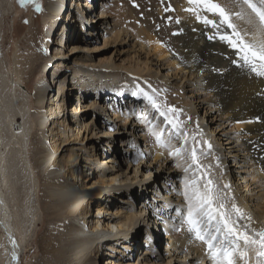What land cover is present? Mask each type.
<instances>
[{
    "label": "bare ground",
    "instance_id": "1",
    "mask_svg": "<svg viewBox=\"0 0 264 264\" xmlns=\"http://www.w3.org/2000/svg\"><path fill=\"white\" fill-rule=\"evenodd\" d=\"M11 1L6 2V6L9 5V8ZM172 1L175 11L170 21L158 22L157 19L153 18L152 22L146 21L144 26L147 31L145 33L147 43L140 42L136 45L137 49H135L137 59H144L143 64L137 63V65L128 67L127 71L139 75L142 71L148 69L149 65L155 64L154 74L157 75L159 70L164 68V63L158 62L161 57H165L167 64L171 65L176 71V77L180 81L177 86L184 91H189V96L196 98L195 102L191 101L188 112L196 114V111L201 108L204 109V116L207 113L210 114L209 112H216V116L207 117L206 126L201 122V134L204 141H208L211 145V148L207 151V154L205 153L206 155H200V163L206 168L209 165L211 166L208 168L209 174L216 187L220 189V195L224 198L229 210L231 209L232 200L228 197L231 196L243 210L246 217L251 218L250 221L247 218L242 219L239 224L241 226L248 225L250 231L264 230V191L260 192L261 189L254 190L248 183H235L238 186L235 190L234 184L232 186L228 178L225 177L227 168H225L224 163L225 156L222 157L223 153L232 157L231 162L228 164L239 168L236 173L243 171L240 167L244 164L252 163L257 171L264 175V76L257 75L251 70L250 66H245L243 60L237 54V50L219 39L220 35L230 34L232 30L227 28L226 25H219L218 16L198 10L202 17L207 16L209 19L216 21V24L208 25L203 22V19L198 20L194 13L186 11L187 8L191 7L187 0ZM253 2L258 7L260 6L259 0H253ZM218 3L230 13H240L242 15L243 18L232 15L231 21L245 41L256 45L264 44V32L260 31L254 14L243 4L242 0H237V2L236 0H218ZM238 3L241 4V7L238 6ZM67 4L66 0H48L45 7L49 21L47 27L43 30L45 38L52 39L55 37L57 34L55 23L60 21V17L64 19L59 38L53 39L57 47L52 55L58 59L65 56L61 49L68 46V38L71 36L70 30H72L74 18L76 19L75 13H90L95 5L89 0H71L69 8ZM155 4V12L166 18L165 8L163 10L162 4L159 2ZM0 7H3L1 0ZM108 16V13L100 11L97 14L88 15L86 21H88V24L95 23L92 26L95 29L94 27L98 24L97 21ZM166 23L168 26H165ZM158 25L161 26L159 30L156 29ZM218 25L219 27H217ZM170 30L175 34L172 35ZM94 33H97V31L88 32L90 35ZM166 33L168 39L164 38ZM209 37L213 38L210 39ZM78 41H81V39H78ZM107 44L106 38L103 45L99 44L92 47L76 43L70 46L72 53L81 51L86 53L88 61H82L81 66H79L80 74L71 84L73 85L72 89L79 90V93L73 98L74 101L70 106L69 115L68 112L66 113L65 108L68 93L64 90V79H53L56 84L57 95L47 98L43 104L49 85L46 83L43 74L44 68L40 69L41 76L35 82L31 93L34 110L33 121L35 123V131L31 135L33 143L28 147L31 165L34 167L44 162L47 164V162L53 160L51 166L48 165L42 169L45 172L44 176L40 178L38 174V179L41 180L42 184L38 190L39 208L43 217L34 242L35 247L44 257V264H56L62 261L73 262L74 260H77L79 264H88L92 260V253L94 255L98 254L103 251L102 249L126 253L125 251L131 250L133 242L139 239L140 228L137 225L138 222L143 223L146 219L144 217L146 208H148L146 196L141 199L139 202L141 206L133 213L121 214L120 217L112 214L104 215L108 212V209L106 210L107 205H104V199L107 198L105 193L111 195V187L116 186L115 190L121 188V186L117 187L116 185L119 175L113 174L114 170H111L112 163L118 162L117 157L112 152L114 146L111 139L118 132L117 129L103 133L109 140H106L107 153L105 152L99 156L100 153L96 151L97 148L92 147L90 154L83 157L85 161L95 160V163H97L94 166L90 164L89 174L80 166H75L78 155L70 149H64V143L67 139L69 137L78 139L84 126L87 128L89 124L87 119L88 107L86 106L88 88L95 89L96 93H91V102L95 105L99 104L103 117H105V119L95 118L97 122L94 121L95 125L109 126L107 121L112 116L116 121L119 117L121 121L127 119V116L124 115L123 117L120 115L115 116L107 100L101 97L100 94L98 95L101 91L97 92L99 83L108 82V78L117 76L114 71L109 69V67L112 68L116 64L112 61V54L105 51ZM96 51L103 54L98 57V62H95L96 65L92 69L90 65H93V63L90 62L92 59L90 55ZM24 58L21 56L16 58L17 73L23 69L17 63L21 65L26 63V60L28 61L26 58L23 62L22 59ZM60 64L61 62L56 65L59 66ZM28 66L25 68L29 70V79H32L37 73L38 67L31 65L28 68ZM86 66L88 67L86 68ZM103 73L105 74L103 75ZM102 75L105 80L101 79ZM88 76L90 77L89 82H86ZM19 82L22 81L19 80ZM103 100L105 101L102 102ZM0 113L7 121L11 134L22 139L25 135L22 126L25 123H23L25 117L22 114L20 103L14 104L10 98L6 99L2 90H0ZM204 116L202 121L205 120ZM122 125V122L119 123V126ZM44 129L47 130L46 133L50 143L39 146L35 142L37 138L43 137ZM212 132L217 134L214 139L211 138L213 137L210 134ZM220 141L222 147L219 145ZM180 142L182 141L180 140ZM217 158L219 167H217ZM183 161L190 162L186 159ZM17 165L19 164L16 162L13 150L6 159L3 149L0 148V264H20L21 255L26 256L30 251L25 247L26 239L22 223L24 209L22 208V211L19 209L21 207L20 200L23 198L21 193L26 184L24 185L18 177L19 168ZM105 167H108V169H105ZM233 177L234 174H231L230 180ZM238 177L244 182V175ZM192 178H194V175L190 170L188 179ZM72 180H77L76 189H72L69 185ZM225 184H228L230 188L224 189ZM202 187L203 181H201ZM104 196L103 201L96 203L98 199L102 200ZM176 197L179 198L180 196ZM181 203L185 204L188 210L185 198ZM95 205H97V208L94 214L92 209ZM16 206L19 208H16ZM184 212L183 209L182 213L185 215ZM177 214L179 216L180 212L177 211ZM154 224L157 227H163L156 218L153 219ZM147 225L150 229H144V231L146 230L144 234L145 242L154 244L156 240L155 225L151 226V223ZM179 225L175 245L185 252L181 261L188 262L187 255H189L191 258L199 260L206 259L209 262L208 264H213L207 255L206 245L196 240L187 231V225L184 221ZM143 227L145 228L146 225ZM13 241H15V245H13ZM143 253L146 252L142 251L141 255ZM13 255H15V259H13ZM83 256L87 258L83 259ZM120 257L118 254H113V257H108L105 262L107 264L134 263V261L125 263V258L121 257L120 259ZM147 260L145 256H138V263L151 264Z\"/></svg>",
    "mask_w": 264,
    "mask_h": 264
},
{
    "label": "rangeland",
    "instance_id": "2",
    "mask_svg": "<svg viewBox=\"0 0 264 264\" xmlns=\"http://www.w3.org/2000/svg\"><path fill=\"white\" fill-rule=\"evenodd\" d=\"M7 1L8 0H1L3 7H0V90L3 91L6 99L10 98L14 104L20 103L22 114L25 117V121H23V123H25L24 125L22 124L25 135L22 139H19L11 134L7 121L0 113V148L3 149L6 159H8L9 153L13 150L16 162L19 164L17 165L19 168L17 173L18 177L24 185L26 184L21 193L23 195L22 200H20L21 207L19 208L16 206V208H19L21 211L22 208L24 209L22 223L26 239L25 247L30 251L26 256L21 255L20 264H44V257L35 247L34 242L36 232L39 229L43 217L39 208L40 201L38 190L42 184L41 180L38 179V174L40 178L44 176L45 172L42 169L48 165L51 166L53 163V160H51L47 162V164L44 162L45 164L42 163L43 165L39 164L34 167L31 165L28 147L33 143L31 135H33L35 131L33 101L31 96L35 82L41 76L42 72H40V69L42 70L44 68L43 74L46 83L49 85L46 98L43 102L44 104L47 98L57 95L56 84L53 79H64V90L68 93L65 108L66 113L68 112L67 114L69 115L70 106L74 101L73 98L79 93V90L72 89L73 85L71 84L74 83V79L76 80L80 74L79 66H81L80 64L82 61H88L86 53L82 51L72 53L70 51V46L80 43L94 47L99 44L103 45L106 38L108 44L105 51L112 54V61L116 64V66L112 68L109 67V69L114 71L117 76L108 78V82L104 81L99 83L100 86L98 85L97 92L101 91L98 95L100 94L101 97L107 100L115 116L120 115L123 117L124 115L127 116V119L121 121L119 117L118 121H116L112 116L110 120H106L109 126L104 127L102 125H95V118L105 119V117H103V112H101L99 104L95 105L91 102V93L95 94V89L91 90L88 88V92L85 94L86 96L88 95L86 106L88 107L87 119L89 120V124L87 128L84 126L78 139L69 137L64 143V149H70L74 154H77L78 157L75 166H80V168L86 170V173L89 174L90 164L94 166L97 165V163H95V160L85 161L83 157L90 154L92 147L97 148L96 151H99V156L105 152L107 153L106 140L108 139L103 133L105 131L117 129L118 132L115 133L114 137L111 139L114 146L112 152H114L118 162L112 163L113 167H111V170H114L113 174L119 175L116 185L117 187L121 186V188L115 190L116 186L111 187V195L104 192L107 198L104 196L102 200L98 199L96 203L103 201L105 198L104 205H107L106 210L108 209V212L104 213V215L112 214L116 217H120L121 214H130L137 211L138 207L141 206L139 202L145 196L148 208H146L144 214L146 218L145 221L143 223L138 222L137 224L140 228L139 239L133 242L130 251L121 253L102 249L103 251L98 254L94 255V253H92V260L88 264H107L105 260L108 259V257H113V254H118L125 258V263L134 261L133 264H141L140 262L138 263V256L147 257V261L151 264H208L209 262L206 259L199 260L197 258H191L189 255H187L188 262L181 261L185 252L181 251L180 248H177L175 245V238L180 227L179 224L184 221L187 215L186 205H183L181 202L185 198L183 195L184 181L188 179L189 174V172H184V168L187 164L191 163V161L186 163L183 161L184 159L170 157L168 155V149L157 147L154 137L149 133V121H151L157 129L165 128V125L163 123V118L152 109L147 97L156 100L163 110H167L168 107L180 110L178 119L182 122V131L189 134L188 148L189 150L191 149V138L195 136V138L201 142L198 146V151L203 153L201 155H206L209 150L207 145L203 143L204 139L200 130L201 122L206 126L207 117L216 116V112H209L210 114L207 113L205 116L203 108L198 109L196 114H190L188 112L191 101L195 102L196 98L189 96V91H184L177 86V83H180V81L178 77H176V71L171 65L167 64L165 57H161L158 62L161 64L164 63V68L160 69L157 75L154 74L156 68L155 64L149 65L148 69L142 71L139 75H134L127 71L128 67L137 65V63H142L144 60L143 58L141 60L137 59L135 49H137L136 45L138 43H147L145 37L147 31L144 26L146 21L152 22V18L157 19L158 22L163 20L170 21L175 11L173 1L89 0L91 3L95 4L94 8H92L90 13H75L76 19L74 18L72 30H70L71 36L68 38V46L61 49L65 56L59 59L52 55L57 47L53 39L59 38L64 19L60 17V21L55 23V30L57 33L55 37L47 39L43 36V30H45L49 22L45 10L48 0H36V3H39L42 9L39 12L35 11L34 5L31 3H27L21 7L18 0H12L9 8V5L6 6ZM66 2L69 8L71 0H66ZM157 2L162 4L163 10L164 8L170 9L168 11L165 10L166 18L155 12L156 9L154 6ZM215 2L218 3V0H215ZM238 6L241 7V4L238 3ZM100 11L108 13L109 16L97 21L98 24H96L94 27L95 29H93L92 26L95 23L88 24L86 19L88 15H94V13L97 14ZM25 21H27V23H25ZM166 25L168 26L167 23L165 26ZM160 27L161 26L158 25L156 29L159 30ZM93 30L97 31V33L92 35L88 34V32ZM170 32L172 35L175 34L172 30H170ZM165 37L168 39L167 33L164 34V38ZM78 39H81V41H78ZM102 54V52L96 51L90 55L92 56L90 61L93 63V65H90L92 69L96 65L95 62H98V57ZM17 55L18 57L21 56L28 59L26 63H22L21 65L17 63L19 67L23 68L21 72L18 73L15 66L16 58H18ZM26 58L22 59V61L24 60L23 62H25ZM29 58L31 59L29 60ZM60 62L61 64L57 66L56 64ZM31 65L37 66L39 71L34 75L32 78L33 80L29 79V70L25 68L26 66L29 68ZM87 67L88 66H86V68ZM104 74L105 73H103V75ZM103 75L101 79L105 80ZM89 76L86 82H89ZM19 80L22 82H19ZM183 83L184 81L182 84ZM104 101L105 100L102 102ZM203 116L205 120L202 121ZM121 122L123 125L119 126ZM95 123L97 122L95 121ZM212 125L214 126V124ZM46 131V129L43 130V137L40 139L37 138V141L34 140L37 145L41 146L50 143ZM170 133L171 128H166L164 136L167 138ZM210 134L213 135V137H211L213 139L217 137L216 133L212 132ZM180 140L182 141V138L173 135L171 144L179 147L182 143ZM219 145L222 147L221 141ZM223 154L222 157L224 158L225 156V168H227L225 177L226 179L228 178L232 186L234 184L235 190L238 187L235 183H248L254 190L261 189L260 192L264 191V175L260 171H257L252 163L244 164L240 167L243 171L236 173V170L239 168L235 167V165L228 164L231 162L232 157L225 153ZM105 169H108V167H105ZM231 174H234V177L230 180ZM241 175L245 176L244 182L238 177ZM76 184L77 180L69 182L72 189H76ZM237 193H239V191H237ZM176 196L180 197L177 198ZM96 208L97 205L93 206L92 213H96ZM183 209L185 215L182 213ZM177 211L180 212L179 216ZM154 218L158 219L163 227H157L156 224H154V226ZM150 223L151 226L155 228L154 233L156 235V240L154 244L145 242L144 239L145 231L150 229L147 224ZM145 225L146 227L144 228L143 226ZM144 229L146 230L144 231ZM142 251L146 253L141 255ZM86 258L87 257L83 256V259ZM116 261L118 260L116 259ZM56 264H79V262L77 260L73 262L62 261Z\"/></svg>",
    "mask_w": 264,
    "mask_h": 264
},
{
    "label": "snow or ice",
    "instance_id": "3",
    "mask_svg": "<svg viewBox=\"0 0 264 264\" xmlns=\"http://www.w3.org/2000/svg\"><path fill=\"white\" fill-rule=\"evenodd\" d=\"M243 4L251 10L261 32H264V0H259L258 7L253 0H242ZM23 7L27 3L34 5L35 11H41V6L36 0H18ZM191 7L186 11L194 13L198 20L208 25L216 24V21L209 19L207 16L202 17L198 10L210 12L219 18V25H226L231 29L230 34H222L219 36L221 41L229 44L230 47L237 50V54L243 60L245 66H250L251 70L259 76H264V44L256 45L244 40L241 33L231 21V16L236 15L243 18L240 13H230L226 8L216 3L215 0H187ZM166 11L170 9H165ZM251 22V21H250ZM27 23V21H25ZM219 25L217 27H219ZM212 39L213 37H209ZM135 95V93H134ZM152 109L163 118L165 128L157 129L151 121H149V133L155 139L157 147L168 149L170 157H178L180 159L190 160L184 172H193L194 178L184 181L183 195L188 205L187 215L184 223L187 225V231L194 236L196 240L206 245L207 255L213 264H264V230H249L248 225L241 226L239 221L250 217H246L243 210L232 200L231 209L226 206L224 198L220 195V189L216 187L215 182L211 178L208 168L200 163V155L198 151L200 141L193 136L192 147L189 150V134L182 131V122L179 121L178 109L168 107L163 110L161 105L151 97H147ZM147 119V118H145ZM171 128V133L166 138L164 131ZM182 138L179 147L171 144L172 136ZM210 149L211 145L208 141H203ZM179 166V165H178ZM217 158V167H219ZM201 181L203 187L201 188ZM224 189L230 186L225 184ZM15 245V241H13ZM251 254V255H250ZM15 259V255H13Z\"/></svg>",
    "mask_w": 264,
    "mask_h": 264
}]
</instances>
